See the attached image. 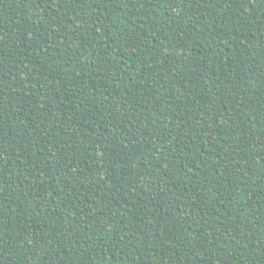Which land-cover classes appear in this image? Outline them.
Listing matches in <instances>:
<instances>
[{"label":"trees","instance_id":"16d2710c","mask_svg":"<svg viewBox=\"0 0 264 264\" xmlns=\"http://www.w3.org/2000/svg\"><path fill=\"white\" fill-rule=\"evenodd\" d=\"M0 264H264V0H0Z\"/></svg>","mask_w":264,"mask_h":264}]
</instances>
